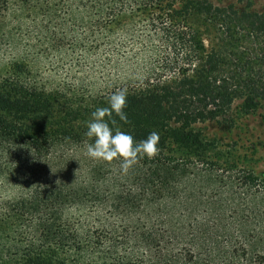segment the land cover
Instances as JSON below:
<instances>
[{
  "label": "trees",
  "instance_id": "obj_1",
  "mask_svg": "<svg viewBox=\"0 0 264 264\" xmlns=\"http://www.w3.org/2000/svg\"><path fill=\"white\" fill-rule=\"evenodd\" d=\"M14 1L34 45L2 27ZM226 1L0 0V264H264V178L196 127L264 110V5ZM118 89L110 127L159 133L127 174L84 155Z\"/></svg>",
  "mask_w": 264,
  "mask_h": 264
},
{
  "label": "rangeland",
  "instance_id": "obj_2",
  "mask_svg": "<svg viewBox=\"0 0 264 264\" xmlns=\"http://www.w3.org/2000/svg\"><path fill=\"white\" fill-rule=\"evenodd\" d=\"M215 5H226V0H209ZM255 9L259 10L264 5V0H255ZM22 12L18 9V4L11 3L9 10L3 19L5 31L14 35L16 46L34 45L31 38L22 36L23 28ZM238 102L234 103L232 116L234 125L232 127L223 126L220 123L206 122L198 124L196 127L208 139H215L218 143L217 150L211 151V159L219 163L226 162L230 169L228 174L237 170L250 171L257 177L264 178V110L257 109L247 115L238 112ZM234 166V167H232ZM220 173V172H219ZM225 173V172H224ZM226 175V173L224 174ZM199 187L205 186L206 179H199ZM196 205V203H194ZM201 210L194 208L190 213L191 219L199 221L202 218Z\"/></svg>",
  "mask_w": 264,
  "mask_h": 264
},
{
  "label": "clouds",
  "instance_id": "obj_3",
  "mask_svg": "<svg viewBox=\"0 0 264 264\" xmlns=\"http://www.w3.org/2000/svg\"><path fill=\"white\" fill-rule=\"evenodd\" d=\"M127 100V90L118 89L107 98L106 107H98L86 121L84 133L88 141L85 143L84 155L94 161L111 162L119 160L120 174H127L130 168L137 164L138 158H152L159 149V133L152 131L146 138L135 141L131 134L121 131L112 119L113 115L123 123H128L124 111ZM107 118V119H106Z\"/></svg>",
  "mask_w": 264,
  "mask_h": 264
}]
</instances>
